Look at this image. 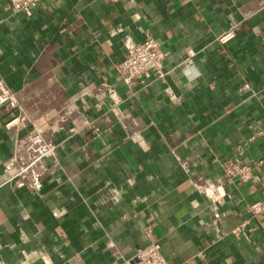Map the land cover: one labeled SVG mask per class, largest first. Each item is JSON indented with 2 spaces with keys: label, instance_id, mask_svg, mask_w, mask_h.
I'll use <instances>...</instances> for the list:
<instances>
[{
  "label": "crops",
  "instance_id": "1",
  "mask_svg": "<svg viewBox=\"0 0 264 264\" xmlns=\"http://www.w3.org/2000/svg\"><path fill=\"white\" fill-rule=\"evenodd\" d=\"M147 36L168 73L129 90L115 65ZM0 85L23 109L0 104V174L46 115L60 145L39 195L0 183L1 263L126 264L151 225L168 264H264V215L247 211L264 199V0H41L30 17L0 0ZM238 147L253 178L225 184L221 228L246 221L250 242L219 239L196 187Z\"/></svg>",
  "mask_w": 264,
  "mask_h": 264
},
{
  "label": "built area",
  "instance_id": "2",
  "mask_svg": "<svg viewBox=\"0 0 264 264\" xmlns=\"http://www.w3.org/2000/svg\"><path fill=\"white\" fill-rule=\"evenodd\" d=\"M10 8L16 13H22L26 17L32 15V9L41 0H6ZM235 26H230L222 31L217 42L223 46L234 38ZM166 54L159 48V43L151 36H147L143 42H131L126 45L123 59L116 63L115 70L119 82L129 90H134L138 85L149 79L164 83L168 71L164 68ZM191 61L186 60V64ZM108 91H113L110 85H104ZM250 85L245 83L241 91L251 93ZM1 89V85H0ZM172 103H179L181 98L165 90ZM5 104L9 111L23 112L22 107L13 94L8 91L0 95V104ZM50 115H46L41 121L31 123V129L19 146L24 149V154L16 153L2 163L0 183H13L18 187H25L32 194L39 195L42 184L49 176L56 174L60 169L58 151L60 145L53 138L52 132H47L50 123ZM65 121V117L62 119ZM18 121V117L11 119L9 124ZM53 125V123L51 124ZM94 133L99 132L97 128ZM261 134L257 132L256 135ZM18 146V145H17ZM221 178L215 182L201 181L196 185L201 190L204 198L210 203V226L218 232L219 239L231 236L234 239L243 237L247 242L251 241L252 229H246V221L241 222L230 231L222 230L221 224L226 219V213L221 208L226 198L225 184L229 182H247L253 178L252 167L244 161L243 147L235 149L231 157H227L220 163ZM247 211L252 215H264V199L247 206ZM55 215V214H54ZM151 225L145 227L148 243L143 248L137 249L134 258L126 264H168L162 252V246L158 240L153 239ZM27 264H33L40 260L43 264H52L44 255L25 254ZM0 264H4L1 263Z\"/></svg>",
  "mask_w": 264,
  "mask_h": 264
}]
</instances>
